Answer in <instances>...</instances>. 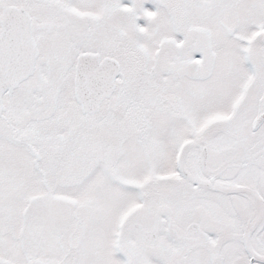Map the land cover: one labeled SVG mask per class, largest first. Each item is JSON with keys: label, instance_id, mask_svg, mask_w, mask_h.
Listing matches in <instances>:
<instances>
[{"label": "snow or ice", "instance_id": "1", "mask_svg": "<svg viewBox=\"0 0 264 264\" xmlns=\"http://www.w3.org/2000/svg\"><path fill=\"white\" fill-rule=\"evenodd\" d=\"M0 264H264V0H0Z\"/></svg>", "mask_w": 264, "mask_h": 264}, {"label": "flooded vegetation", "instance_id": "2", "mask_svg": "<svg viewBox=\"0 0 264 264\" xmlns=\"http://www.w3.org/2000/svg\"><path fill=\"white\" fill-rule=\"evenodd\" d=\"M129 0H123V3H128ZM146 8H149L150 10L153 9V6L151 4H146ZM143 20L138 21V23H141ZM142 24V23H141Z\"/></svg>", "mask_w": 264, "mask_h": 264}, {"label": "rangeland", "instance_id": "3", "mask_svg": "<svg viewBox=\"0 0 264 264\" xmlns=\"http://www.w3.org/2000/svg\"><path fill=\"white\" fill-rule=\"evenodd\" d=\"M142 24L144 23V21L141 22Z\"/></svg>", "mask_w": 264, "mask_h": 264}]
</instances>
